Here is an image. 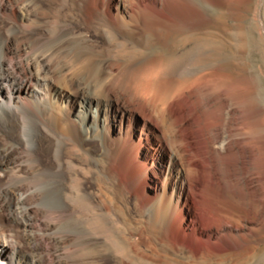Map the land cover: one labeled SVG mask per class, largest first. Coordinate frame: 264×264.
I'll return each mask as SVG.
<instances>
[{
	"label": "bare ground",
	"instance_id": "1",
	"mask_svg": "<svg viewBox=\"0 0 264 264\" xmlns=\"http://www.w3.org/2000/svg\"><path fill=\"white\" fill-rule=\"evenodd\" d=\"M76 1L109 30L119 22L152 34L156 41L166 40L170 31L178 36L176 51L168 56L143 58L129 69L110 61L97 96L91 93L90 79L83 92L68 78L61 81L64 90L56 91L64 121L61 133L70 131L78 150L96 155L98 175L110 176L123 203L118 205L100 183L96 192L86 190L83 180L90 171L78 170L72 158L60 152L54 160L40 156L39 139L45 129H53L28 120L46 97L47 78L40 74L51 75L63 28L41 20L45 11L37 0H0L1 16L11 13L0 21V128L11 137L20 130L23 138L15 140L27 156L25 161L8 158L16 153L13 147L0 153V209L5 210V203L14 208L23 203L24 214L29 213L33 205L27 200L39 197L50 215L77 212L105 220L104 226L90 227L91 234L115 242L119 240L107 225H113L111 216L125 211L131 248L116 242L122 264L204 259L219 264L223 257L254 254L264 246V93L241 78L238 69L224 66L220 41L199 28L202 11L220 0ZM231 7L238 9L237 3ZM26 43L39 53L34 69L23 52ZM22 54L25 58L16 63L22 74L16 75L14 58ZM80 201L93 211L84 212ZM130 209L154 223L155 238L142 228V219V226H132ZM186 222L194 228L186 230ZM46 226L50 229L51 223ZM61 237L73 241L66 232ZM150 241H159V248ZM37 248L43 253L40 243ZM18 256L27 258L18 245L0 238V264H28ZM80 260L74 255L65 262ZM43 262L51 264L50 257L39 256L31 264ZM256 264H264V255Z\"/></svg>",
	"mask_w": 264,
	"mask_h": 264
},
{
	"label": "rangeland",
	"instance_id": "2",
	"mask_svg": "<svg viewBox=\"0 0 264 264\" xmlns=\"http://www.w3.org/2000/svg\"><path fill=\"white\" fill-rule=\"evenodd\" d=\"M37 3L45 11L42 21L55 22L63 28L61 42L56 48V57L54 56L50 63L52 66L51 75L56 74L57 78H50L51 75L48 73L40 74V77L47 78L45 82L48 85L43 90L47 94L43 102L36 105L35 116L28 120L29 122H32L31 119L33 121L40 120L53 129V132L45 129V135H43L45 137L39 139L41 142L39 144L40 156L44 161L54 160L55 154L60 152L63 156L72 158L78 170L90 171L83 180L86 190L96 192L97 183H100L102 189L108 194L114 195L117 204L122 205L123 197L117 189L112 187L110 176L105 173L98 175L96 155L78 150L74 139L71 138L73 136L70 131L61 133L60 125L64 121L58 107L59 98L56 91L59 88L63 89L61 83L65 78H68L74 80L79 86V91L83 92L87 90V82L90 79L92 82L91 93L93 96H97L101 93L99 86L109 75L110 61H116L121 67L129 69L133 63L140 59L153 57L160 53L168 56L176 51V44L179 42L178 36L176 37L177 32L170 31L168 40L156 41L152 34L135 32L130 26H122L119 22L115 24L116 29L109 30L107 26L88 17L82 9V4L76 0H37ZM236 3L238 5L237 10L231 7L232 4L236 5ZM35 11L37 8L33 11L34 14H36ZM7 14L10 15V11H7ZM6 16L0 14V21L2 19L7 21ZM200 20L201 32L217 37L223 47L221 63L224 66H233L238 69L241 78H249L254 87L257 88L256 90L264 93V0H220L216 5L207 6L202 11ZM38 26L37 24L33 27ZM38 29L40 28L38 27ZM26 44L23 45V52L27 54L34 69L37 66L35 55L39 53L37 50H31ZM25 56L22 54L20 57H15L14 63L16 64L19 59L23 60ZM14 71H16V75L22 74L17 64ZM5 90L7 89H3V91ZM11 136L0 128V153L9 147H13L16 153L14 155L8 153L6 156L8 158L19 156L21 160L25 161L26 153L23 149L20 151L15 140L23 138L22 133L18 130L14 137ZM2 158L3 155H0V160ZM27 164L25 162V165ZM249 182L254 184L255 179L251 178ZM84 202L80 201L83 211L92 212L93 207ZM27 204L33 205V210L25 214L23 203L18 206L15 205V208L14 205L5 203V210L0 209V238L7 240L12 245L15 243L25 251L27 258L22 259L19 256L18 258L27 261L28 264L38 260L39 256L42 255L45 256V259L50 257L51 264H66L67 257L74 255H78L81 259L79 264L82 260L84 261L83 264L85 262L88 264H122L120 255L117 253V244H121L126 249L131 248L130 242L126 241L125 238L129 237L128 229L130 227L125 211H118L117 216H111L110 220L113 225H107L111 234L119 240L116 241V244L115 241H103L101 237L91 234L90 227L104 226L105 220L103 219L102 221L95 216H83L77 212L71 214L68 212L66 216L62 217L57 213L50 215L40 204L39 197L28 199ZM13 212L17 215L16 219H12ZM130 213L133 219L132 226L141 225L139 220L142 219V228L149 233L150 238H155L157 228L154 223L145 218V214L141 218L140 213L134 209H130ZM52 219L59 222L53 224L50 221ZM49 222L51 223L50 229L46 226ZM194 226L193 224L192 227L187 222L185 224L188 231ZM1 227H6V230L2 231L3 228ZM63 232L71 235L73 241H64L61 237ZM150 242L155 248H159V241ZM37 243H40L43 253L37 248ZM138 245L143 247L142 243ZM254 254L249 257L243 255L231 256L230 258L223 257L219 264H225L228 258L231 260L228 261L229 264H256L257 260L264 255L263 243ZM170 258L178 261L175 256L171 255ZM43 264L47 263L43 262ZM184 264L217 263L210 259H204L192 260Z\"/></svg>",
	"mask_w": 264,
	"mask_h": 264
}]
</instances>
